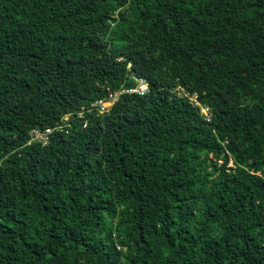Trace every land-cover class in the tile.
<instances>
[{
  "label": "trees",
  "instance_id": "trees-1",
  "mask_svg": "<svg viewBox=\"0 0 264 264\" xmlns=\"http://www.w3.org/2000/svg\"><path fill=\"white\" fill-rule=\"evenodd\" d=\"M0 264H264V0H0Z\"/></svg>",
  "mask_w": 264,
  "mask_h": 264
},
{
  "label": "clouds",
  "instance_id": "clouds-1",
  "mask_svg": "<svg viewBox=\"0 0 264 264\" xmlns=\"http://www.w3.org/2000/svg\"><path fill=\"white\" fill-rule=\"evenodd\" d=\"M140 79H142V78H138V79H137V81L139 82V84H138L137 86H134V87H127V88H124V89H130V88L139 89V88H140V85H141ZM144 79H145V78H144ZM145 80H146V79H145ZM147 86H148V82H147ZM124 89H122V90H124ZM122 90H120V92H117V93H112V95H113L112 100H103V101H105L106 103L109 102V104H110L109 111L111 110V107H112V105L114 104V102L118 100L119 95H121L122 93H124V92H121ZM147 91H148V88H147ZM147 91H146V92H147ZM126 92H127V91H126ZM146 92H145V93H146ZM145 93H144V94H145ZM139 94H141V93L139 92ZM141 95H143V94H141ZM192 98L195 99L194 97H192ZM115 99H116V100H115ZM99 101H100V100H99ZM94 104H95L96 106H99V107H100V112H101V105L98 104V101H96ZM197 104H199V103H197ZM109 111H108V112H109ZM108 112H101V113H108ZM203 112L208 116V114H209V108H208V107H203ZM67 116H69V115H67ZM67 116H66V117H67ZM66 117H64V119H66ZM67 119L69 120V117H68ZM40 131H41V130L36 129V130H33L31 133L34 134V135H36V136L39 135V136L41 137V139L46 140V139L48 138V135L51 134V133L53 132V130H52L51 128H46L43 132H40ZM36 132H38V134H36Z\"/></svg>",
  "mask_w": 264,
  "mask_h": 264
},
{
  "label": "built area",
  "instance_id": "built-area-1",
  "mask_svg": "<svg viewBox=\"0 0 264 264\" xmlns=\"http://www.w3.org/2000/svg\"><path fill=\"white\" fill-rule=\"evenodd\" d=\"M140 82H141V85H140L139 89L130 88V89H124L121 92H126V91L127 92H135V91H138L141 94H144L147 91V88H148L147 81L144 78H142V79H140ZM98 104L101 105V112H108L109 111V107H110L109 103H106L105 101L100 100V101H98ZM36 134H38V132H36Z\"/></svg>",
  "mask_w": 264,
  "mask_h": 264
},
{
  "label": "rangeland",
  "instance_id": "rangeland-1",
  "mask_svg": "<svg viewBox=\"0 0 264 264\" xmlns=\"http://www.w3.org/2000/svg\"><path fill=\"white\" fill-rule=\"evenodd\" d=\"M109 103V102H108ZM69 116L66 117V119L68 118Z\"/></svg>",
  "mask_w": 264,
  "mask_h": 264
}]
</instances>
